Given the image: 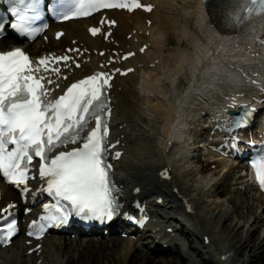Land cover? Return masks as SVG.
<instances>
[{
    "label": "bare ground",
    "instance_id": "6f19581e",
    "mask_svg": "<svg viewBox=\"0 0 264 264\" xmlns=\"http://www.w3.org/2000/svg\"><path fill=\"white\" fill-rule=\"evenodd\" d=\"M151 4L153 7L149 13L142 10L130 15L107 12V17L116 22L115 28H104L111 32L107 41H103L101 35L92 38L87 34V28L100 18L97 15L57 25L44 34L49 37L47 43L36 40L25 45L24 49L34 59L51 53L65 54L72 48L81 50L79 55L71 52L80 67L70 66L64 70L63 75L68 77V81L60 80L54 87L58 84L64 88L70 82L99 71L134 69L126 76L116 75L111 83L109 144H116L112 151L122 152L121 158L114 162L122 201L126 203L130 198L131 202L135 199L143 202L151 214V222L144 232L136 231V234L134 229H130L126 239L110 238L121 244L119 254L122 260L130 259L133 253L142 255V248L151 240V243L156 241L152 254L189 260L192 264L193 259L187 258L180 250V245L187 241L184 239L182 242L168 233L172 228V232L181 236L191 233L190 237L198 239L201 251L189 244L193 241L186 243L197 258L205 254L214 259L215 264H239L235 260L236 255H230L234 250L237 255L249 254L242 264H254L264 252V203L261 195L249 180L236 177V163L216 158L217 155L209 149L207 139L216 138L211 135L212 126L206 121L201 122V128L190 134V144L183 141L187 134L182 129L190 125L187 118L198 116L196 122L199 126L202 119L218 117L213 115L219 107L233 109L238 102L256 105V100L264 98V47L259 43L264 42V16L240 30L227 33L222 32L216 22V14L209 11L201 0H152ZM176 6H180L181 12ZM223 15L226 18V13ZM127 18L132 21L128 23ZM57 30L64 35L55 41L53 36ZM6 43V39L1 38L0 48H4ZM184 43L189 47L185 48ZM143 45L146 48L140 54ZM173 45L176 47L165 50ZM112 46L116 47L113 48L116 49L114 54L110 50ZM100 49L104 50V55H100ZM94 51H97L95 55ZM130 51L136 53L133 58L119 59ZM113 56L117 58L116 62L102 67ZM181 75L190 79L184 92L178 88ZM166 80L173 88L167 97L162 93ZM200 154L204 163L200 162ZM209 164L214 168L207 169ZM165 172L169 180L163 179L162 173ZM221 186L225 189L218 192ZM0 191V209L15 202V194L1 180ZM252 191L255 193L250 203L251 200L244 197ZM228 192L237 193L239 196L236 197H243L244 202H234V207L230 208L220 199ZM160 198L162 203L158 205ZM246 201L251 216H254L252 222L251 217L244 213L242 204ZM259 209L261 213L256 215ZM31 217L26 216L25 222ZM153 218L156 222L152 221ZM20 226V238L0 250V264H82L85 261L81 257L82 248L92 242H103L49 235L26 246L25 225L20 223ZM145 238L149 240L143 241ZM37 244H41V248L28 255L27 251ZM111 250H108V255H111ZM149 256L157 263V257ZM169 257L165 263L171 260ZM134 261L140 262L137 256ZM145 262L146 259L143 264H147Z\"/></svg>",
    "mask_w": 264,
    "mask_h": 264
},
{
    "label": "snow or ice",
    "instance_id": "6c2138e0",
    "mask_svg": "<svg viewBox=\"0 0 264 264\" xmlns=\"http://www.w3.org/2000/svg\"><path fill=\"white\" fill-rule=\"evenodd\" d=\"M0 4L6 5L10 17L7 23L0 18V35L10 28L19 37L31 40L48 27L41 23L46 14L66 22L105 10L152 11V6L144 5L142 0H0ZM246 5L243 15H230L237 28L264 15V0H246ZM114 24L115 21L104 17L100 26L91 27L89 32L95 37L105 25L110 28ZM63 35L58 32L57 39ZM104 35L107 39L111 32ZM145 48L139 51L143 53ZM68 52L79 55L81 50ZM135 55L130 51L119 59L128 60ZM116 59L110 57L109 63ZM70 61L80 67L71 55L46 56L33 62L21 48L0 51V175L20 188L22 194L26 193L29 180L36 178L30 173L38 158L36 171L44 183L42 191L53 201L44 204L43 214L29 225L27 235L36 239L50 228L66 225L73 217L110 222L120 209L121 190L110 177L112 165L108 163L109 151L115 147L107 141L111 113L108 91L116 74L126 76L134 69L96 72L72 83L58 98L50 100L53 89L45 81L47 85L56 84L52 75L60 78V65L68 66ZM250 115L251 110L245 112L235 126L245 127ZM93 122L94 127L88 131ZM114 155L119 158L121 153ZM252 166L264 188V156ZM14 208V204H9L0 209V220L6 221L0 225V245L11 243L18 233Z\"/></svg>",
    "mask_w": 264,
    "mask_h": 264
},
{
    "label": "rangeland",
    "instance_id": "374dc122",
    "mask_svg": "<svg viewBox=\"0 0 264 264\" xmlns=\"http://www.w3.org/2000/svg\"><path fill=\"white\" fill-rule=\"evenodd\" d=\"M176 8L179 10V12H181V9H180V6H176ZM132 21V19L131 18H127V22L128 23H130ZM114 37H116V35H114ZM48 36L46 37V38H44V40H42V39H39V41L41 40V41H44V42H46L45 41V39H47L48 40ZM172 38H174V36H172ZM171 38V39H172ZM174 40H175V38H174ZM174 40H171L172 42H173V44H175V42H174ZM62 42H64V41H62ZM188 44H186V43H184V46H186L185 48H187V47H189V46H187ZM176 46L175 45H173V46H170V47H168V48H165V50H167V49H172V48H175ZM102 48V47H101ZM113 48H116L115 46H112L110 49H111V51H112V53L114 54L115 52H116V49H114L113 50ZM101 51H103L102 49H100ZM97 53V51H94V55ZM165 74V73H164ZM189 76H180V78H179V84H178V88H179V91L180 92H184V90H185V88L187 87V85H188V83H189ZM126 82H128V80H126ZM168 83V84H167ZM170 82L168 81V80H166V82H165V86H162V89H164V90H162V93H163V96H166V94H168V95H170V94H172V89L173 88H171V84H169ZM120 88V87H119ZM167 97V96H166ZM175 102V101H174ZM145 120V122H147L146 120H148L147 118H145L144 119ZM201 126H202V124L201 125H199V126H196L195 127V129H197V128H201ZM189 136H191V135H186V137H185V139H184V141L185 142H188L189 144H190V142L192 141V136H191V138L189 137ZM186 155H188V154H186ZM201 159H203V158H201ZM214 168V166H210L208 169H213ZM226 180V179H225ZM223 184H226V183H223ZM237 185V184H236ZM237 187V186H236ZM221 189L223 190V189H225V187L224 186H221L219 189H218V192H220L221 191ZM235 192H236V190H235ZM232 193V192H228V194H226V195H223V196H221L220 197V199H222L224 202H225V204L226 205H228V206H230V208H232V207H234V202H236V203H241V202H244V199H243V197L241 198V199H238L236 196H239L237 193ZM255 192L254 191H252L251 193H246V194H244V195H246L244 198L246 199V198H248L249 200H251L250 201V203L252 202V200H253V194H254ZM240 196H242V195H240ZM251 199H250V198ZM229 199V200H228ZM240 200V201H239ZM227 202V203H226ZM232 202H233V204H232ZM261 202H263L264 203V200H261ZM248 202L246 201V203H244V204H242L244 207H245V209H244V213L245 214H247V216H249V217H251V222L253 221V219H254V216H251V210H250V208H248L249 206H248V204H247ZM246 205V206H245ZM250 210V211H249ZM246 211V212H245ZM259 213H261V209H259L257 212H256V215L257 214H259ZM245 220H246V218H245ZM246 222V221H245ZM250 222V223H251ZM250 223H249V225H250ZM184 224V223H183ZM185 225V224H184ZM248 225V226H249ZM172 229V228H171ZM170 230V229H169ZM191 234V233H190ZM190 234H188V235H186V234H184V235H179L178 233H175V232H173L172 233V235L176 238V239H178V240H180V241H182L183 242V240L185 239V241H187L186 243H188L189 241H193V242H191V243H189V244H191L194 248H197V249H200V247H201V243L198 241V239L197 238H195V237H193L192 235H191V237H190ZM55 237H62V236H56V235H54ZM257 236H259V234H257ZM66 237H68V236H66ZM118 238L119 240H123V238H121V235L120 234H118V235H112V236H110V237H103V239L102 238H100L99 236H94V235H90V236H87V237H81L83 240H85V239H88V238H91V239H93V240H100V241H103V242H98L97 244H94L93 242H92V244H89V246H87V247H83L82 248V251H81V257H82V259L83 260H85L82 264H143V262L145 261V259H146V262L145 263H147V264H155L156 262V260L154 259V258H152V257H150L149 255H151V256H153V257H157L158 259H157V263L156 264H189L190 262H189V260H187V261H182L181 259H178V258H170L169 256H165V255H158V254H152V250H153V248H154V245H155V243H151V240H149L148 238H145L143 241H145L146 242V240H149V242L146 244L145 243V247H143L142 249L144 250V253H142V255L143 256H145L144 258H143V256L142 255H139V254H134L133 253V255L130 257V259L129 258H126V259H124V260H122V256L120 257V254H119V250H120V246H121V244L119 243H117V241L116 242H114L116 239H110V238ZM20 237H17V239H15V242H16V240H18ZM260 238V237H259ZM71 239H73L72 237H71ZM110 239V240H109ZM187 239V240H186ZM109 240V241H108ZM14 242V243H15ZM13 243V244H14ZM186 243L183 245H180V250H181V252L183 253V255H185L187 258H189L190 260H192L191 261V263L192 264H215V260L214 259H212V258H210L208 255H202L200 258H197L193 253H192V251H190V249L187 247V245H186ZM141 244V243H140ZM139 244V245H140ZM188 244V245H189ZM110 245V246H109ZM142 245L144 246V244L142 243ZM110 248H112V250H111V255H108L107 254V252H108V250L110 249ZM171 249L170 250H173V247H170ZM142 249H141V251H142ZM179 250V249H178ZM200 251H201V249H200ZM118 254V255H117ZM112 255L114 256V257H116V258H118V259H114L113 257H112ZM230 255H232V256H235V260L239 263V264H242V262L246 259V258H248L249 257V254L248 253H242V254H240V255H237L236 253H235V251L234 250H232L231 251V253H230ZM135 256H137V260L138 261H140V262H135L134 261V259H135ZM170 258L171 260L170 261H168V262H166L165 263V261H166V259L167 258ZM84 258H86V259H84ZM144 259V260H143ZM154 260L153 262L152 261H149V260ZM63 264H70L69 262H63ZM254 264H264V252H262L260 255H259V258L254 262Z\"/></svg>",
    "mask_w": 264,
    "mask_h": 264
},
{
    "label": "water",
    "instance_id": "95a60500",
    "mask_svg": "<svg viewBox=\"0 0 264 264\" xmlns=\"http://www.w3.org/2000/svg\"><path fill=\"white\" fill-rule=\"evenodd\" d=\"M233 114V113H232Z\"/></svg>",
    "mask_w": 264,
    "mask_h": 264
}]
</instances>
